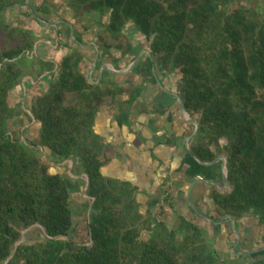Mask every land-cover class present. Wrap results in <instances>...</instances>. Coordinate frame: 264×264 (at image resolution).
Instances as JSON below:
<instances>
[{
    "label": "trees",
    "instance_id": "trees-1",
    "mask_svg": "<svg viewBox=\"0 0 264 264\" xmlns=\"http://www.w3.org/2000/svg\"><path fill=\"white\" fill-rule=\"evenodd\" d=\"M70 5L78 17L108 11L106 32L119 42L110 43L102 32L106 50L132 52L135 46L123 40L130 25L146 37L160 72L178 75L186 109L200 115L195 155L207 162L226 155L231 190H211L215 218L231 214L238 227L253 214L264 226V0H71ZM8 6L9 0H0V264L31 227H44L45 236L21 242L17 264H248L243 257L223 258L207 229L192 220H185L190 229L182 233L163 222L154 225L158 199L144 211L136 186L104 176L110 156L95 119L108 98L116 100L128 89L108 70L99 83L91 82L80 51L65 55L58 78L34 95L30 109L41 127L32 145L10 133V119L21 114L10 96L27 72L22 59L37 37L6 21ZM42 9L50 12L46 4ZM39 146L51 151L49 160L72 159L88 175L87 194L94 198L91 245L72 237L70 179L51 168ZM261 234L264 242V229Z\"/></svg>",
    "mask_w": 264,
    "mask_h": 264
},
{
    "label": "crops",
    "instance_id": "crops-1",
    "mask_svg": "<svg viewBox=\"0 0 264 264\" xmlns=\"http://www.w3.org/2000/svg\"><path fill=\"white\" fill-rule=\"evenodd\" d=\"M27 1L38 14L40 11V18L49 23L51 12L42 11L45 4H52L48 1L9 0L8 9L14 6V13L22 17L21 13L30 9ZM70 32L75 43L86 44V47L96 45L98 59L92 76H97V83L109 68L117 85L128 89L116 100L108 98L95 119V132L108 148L110 156L102 168L104 176L136 186L144 211L149 201L158 199L153 207L154 225L163 222L170 229L182 233L190 229L185 220H192L207 229L214 244L215 236H224L217 241L227 247L229 252L226 253L231 257L222 255L223 258L243 257L242 260L248 264H264L262 234L257 239L251 237L249 228L240 221L237 228L241 238L238 240L230 219L215 218L214 203L209 195L217 185L210 181L224 184L222 161H203L193 152L192 143L198 133L196 122H199V117L183 109L179 81L162 74L155 63L160 81L156 79L148 46H136L130 53L117 48L101 51L97 41L91 38L87 41L84 38L86 33L77 26H72ZM45 41L44 46L53 47L49 40ZM95 59L88 72L93 68ZM112 69L123 72H113ZM137 90L141 93L134 97ZM86 187L84 192L88 195ZM93 201L94 198L92 204ZM144 232L149 237V232ZM246 232L249 234L245 235Z\"/></svg>",
    "mask_w": 264,
    "mask_h": 264
},
{
    "label": "rangeland",
    "instance_id": "rangeland-1",
    "mask_svg": "<svg viewBox=\"0 0 264 264\" xmlns=\"http://www.w3.org/2000/svg\"><path fill=\"white\" fill-rule=\"evenodd\" d=\"M47 1L52 3L51 5H47L51 12L49 17L50 21H48L49 23H57L56 21L59 19L70 22L73 24V26H77L80 31H84L86 33L87 36L84 38H86L87 41H90V38L94 39V41H97L96 44L100 45L99 49L101 51L106 49L105 44L100 37L102 32L103 35L108 37V41H110V43L119 42L107 34L108 31L106 29V25L109 20L108 11H106V13H102L99 10H91L78 17L77 12L79 11L70 5L71 0H45V3H47ZM13 8L14 6L6 9L4 14L6 21L14 25L24 26L27 29L33 31L37 37V40L35 42L34 48L31 51H28L22 59L27 72L23 77L21 84L12 91L10 96L11 106L15 107L17 110H20L21 114L10 119L9 130L13 135L19 136L24 142L32 145L30 142L31 140L38 137L41 127V123L34 119L30 109V104L34 95L47 91L50 86V82L58 78L60 73V63L65 55L70 53L72 50L80 51L85 55V64L83 69L89 70L92 66L93 60L96 58V50L98 49L96 48L95 44H90L86 47V44L79 45L75 43L74 38L70 34L69 28L64 26L62 22L60 23L62 30L61 32L58 30L59 28L55 27L54 25L44 24L35 20L33 15L28 13L31 11L30 9H27L26 11L24 10V12L21 13L24 16L18 17L17 14L14 13L15 9ZM124 34L125 36L123 37V40L125 46H128L129 43L133 44L135 47L149 45L146 37L140 34L138 31L135 32L131 25L124 30ZM45 39L49 40L53 47L50 45L44 46V42H46ZM58 43L60 44L58 45ZM65 44H68V46ZM111 49L113 50L114 48ZM46 74H49L47 78L45 77ZM172 76L174 80H180L177 74ZM27 114L32 115L33 118L31 121L29 120ZM196 116L200 117V115ZM226 143V139L221 140L222 145ZM38 148L43 149L41 152L39 151V154L43 157V159L47 160L53 170L64 171V175L70 179L72 188L71 204L74 210V232L72 233V237L80 243L91 245L92 242L89 233V217L92 198L86 195L84 192L87 185V174L84 173L82 168L77 167V161L72 159L55 160L54 158H52L51 161L48 159L51 151L47 148L44 149L43 146H39ZM219 156L226 157L225 153H222ZM65 165L67 167L66 171L64 167L60 168ZM220 190L230 191L231 186L229 185L227 189L220 188ZM241 221H243V225H246V228H249L248 232L250 233L251 237L255 239L259 238V234H261L264 226L260 223L257 216L251 214L242 218ZM248 232L244 234L248 235ZM143 234L145 238H148L147 232H144ZM44 236L45 234L42 231V227H31L26 233H24V236L20 241L28 243L38 242L41 241ZM222 236L223 235L215 236V244L218 249H220L222 255H227V257L229 256L230 258L231 255L227 254L229 252L227 247H223L218 243L220 237ZM22 257L23 255H18L17 248L15 247L11 257L6 261V264H17L21 261Z\"/></svg>",
    "mask_w": 264,
    "mask_h": 264
},
{
    "label": "water",
    "instance_id": "water-1",
    "mask_svg": "<svg viewBox=\"0 0 264 264\" xmlns=\"http://www.w3.org/2000/svg\"><path fill=\"white\" fill-rule=\"evenodd\" d=\"M27 2H28V6H29V8L31 9L33 15H34L39 21H41V23L48 24V25H52L51 23H47L46 21L42 20V19L37 15V13L35 12V10L32 8V6H31V4L29 3V1H27ZM149 53H150V55H151V59H152V62H153V64H154V74H155V77H156V79H158V80L160 81L159 76H158V74H157V71H155V60H154V58H153V56H152L151 51H149ZM97 59H98V55H97V57H96V59H95V61H94V66H93V68L87 73V76H88L89 80H90L91 82H93V83H97V82L94 81L93 78H92V73L94 72V70H95V68H96ZM106 68H107V67H106ZM107 70H110V69L107 68ZM111 71H113V72H123V71H117V70H115V69H112ZM160 83H161V82H160ZM181 101H182L183 109H185L186 107H185V104H184L183 99H181ZM32 115H33V114H32ZM33 117H34V116H33ZM34 119H35V117H34ZM199 127H200V123H199V122H196V128H197L196 130H197V131L199 130ZM218 161H222V165H223V180H224V184L221 185V184H219V183H217V182H215V181H210V183H211V184L213 183V184L217 185V186L220 187V188L227 189V188L229 187V185H230V184H229V178H228L227 158H226L225 156H219V157H217V158H216L214 161H212V162H218ZM88 186H89V178H88V183H87V187H86V188H88ZM224 219H230V221H231V223H232L233 230L235 231V233H236V235H237V237H238V240H239V239L241 238V235H240V232H239V230H238V228H237V226H236V218H235L233 215H231V214H227V215L225 216ZM42 228H43V230L46 232L45 228H44V227H42ZM29 229H30V228H29ZM29 229L25 230L24 233H26ZM49 237H50V236H49ZM51 238H52V237H51ZM21 242H22V241L17 242L16 248L19 246V244H21Z\"/></svg>",
    "mask_w": 264,
    "mask_h": 264
},
{
    "label": "flooded vegetation",
    "instance_id": "flooded-vegetation-1",
    "mask_svg": "<svg viewBox=\"0 0 264 264\" xmlns=\"http://www.w3.org/2000/svg\"><path fill=\"white\" fill-rule=\"evenodd\" d=\"M63 23L64 24V26H67L68 28H70L69 29V31H71V28H72V26H73V24H71L70 22H67L66 20H59L57 23H55L54 24V26L55 27H58L59 29L58 30H60L61 32H62V30H61V26H60V23ZM64 31V30H63ZM70 34H71V32H70ZM80 44H81V42H79ZM239 223H240V221H239Z\"/></svg>",
    "mask_w": 264,
    "mask_h": 264
}]
</instances>
